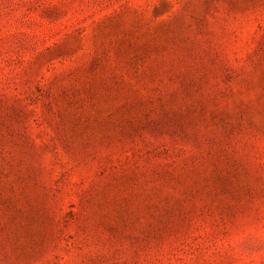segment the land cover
I'll return each instance as SVG.
<instances>
[{"label":"rangeland","instance_id":"374dc122","mask_svg":"<svg viewBox=\"0 0 264 264\" xmlns=\"http://www.w3.org/2000/svg\"><path fill=\"white\" fill-rule=\"evenodd\" d=\"M0 264H264V0H0Z\"/></svg>","mask_w":264,"mask_h":264}]
</instances>
